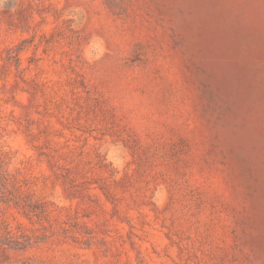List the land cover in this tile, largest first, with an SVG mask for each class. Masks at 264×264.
<instances>
[{
	"label": "rangeland",
	"instance_id": "374dc122",
	"mask_svg": "<svg viewBox=\"0 0 264 264\" xmlns=\"http://www.w3.org/2000/svg\"><path fill=\"white\" fill-rule=\"evenodd\" d=\"M0 264H264V0H0Z\"/></svg>",
	"mask_w": 264,
	"mask_h": 264
}]
</instances>
